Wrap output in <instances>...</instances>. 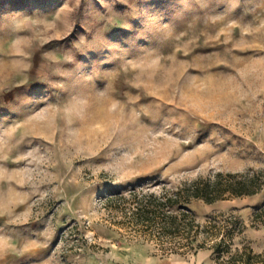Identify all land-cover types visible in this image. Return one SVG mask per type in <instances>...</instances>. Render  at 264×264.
I'll return each mask as SVG.
<instances>
[{
	"label": "rangeland",
	"instance_id": "374dc122",
	"mask_svg": "<svg viewBox=\"0 0 264 264\" xmlns=\"http://www.w3.org/2000/svg\"><path fill=\"white\" fill-rule=\"evenodd\" d=\"M247 172L261 183L264 0H0V264L261 262L264 185L190 205L219 254L104 205Z\"/></svg>",
	"mask_w": 264,
	"mask_h": 264
},
{
	"label": "trees",
	"instance_id": "16d2710c",
	"mask_svg": "<svg viewBox=\"0 0 264 264\" xmlns=\"http://www.w3.org/2000/svg\"><path fill=\"white\" fill-rule=\"evenodd\" d=\"M259 174L262 173L252 176H248V172L216 173L212 177L185 181L161 194L136 190L126 194L118 192L108 195L104 205L111 211L122 213L128 219L127 225L137 233L152 234L158 240H170L186 253H197L206 247L214 254H219L223 237L220 241H215L219 234L215 225L209 226L207 231V241L212 242V245L197 243L201 225L196 221L190 205L194 201L212 204L230 198L253 196L264 185V175L258 184ZM244 252L243 264H264V260L259 261V255H252L250 250Z\"/></svg>",
	"mask_w": 264,
	"mask_h": 264
}]
</instances>
